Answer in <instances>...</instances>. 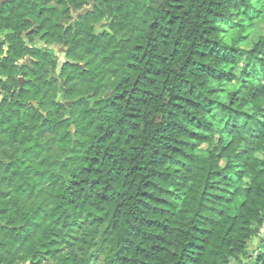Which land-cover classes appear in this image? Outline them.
Here are the masks:
<instances>
[{"label":"trees","instance_id":"16d2710c","mask_svg":"<svg viewBox=\"0 0 264 264\" xmlns=\"http://www.w3.org/2000/svg\"><path fill=\"white\" fill-rule=\"evenodd\" d=\"M1 1L0 264H264V0Z\"/></svg>","mask_w":264,"mask_h":264},{"label":"rangeland","instance_id":"374dc122","mask_svg":"<svg viewBox=\"0 0 264 264\" xmlns=\"http://www.w3.org/2000/svg\"><path fill=\"white\" fill-rule=\"evenodd\" d=\"M93 8V2H91V4L85 8H83L82 10H80L79 12L77 13H74L72 15V18L70 19V21L67 22V26L68 25H72V24H75L76 20L82 16V15H86L87 13H89ZM259 32H261L262 34H264V23H260L259 24ZM37 40V45L42 48L44 47V44L42 42H40V39H36ZM29 44V43H28ZM55 50V53H56V57H57V73L59 74L62 66H63V63L65 62H68L70 61L68 59V54H67V49L63 48V47H51ZM227 90H230V87H228ZM259 251H264V244L262 245L261 242L259 241L256 245L253 244V242L251 243V246H250V249L249 251L251 253H254V251H257L256 252V255L258 254V250ZM254 263V259L251 260L250 264H253Z\"/></svg>","mask_w":264,"mask_h":264},{"label":"flooded vegetation","instance_id":"af4514ba","mask_svg":"<svg viewBox=\"0 0 264 264\" xmlns=\"http://www.w3.org/2000/svg\"><path fill=\"white\" fill-rule=\"evenodd\" d=\"M0 3H2V1L0 0ZM3 36H0V64L4 61V59L7 57V53H8V48L6 45H3L2 40H3ZM38 39V38H37ZM31 61V58H26V60L24 61H20L19 63H17V65L19 66H23L25 64H28ZM1 79V76H0ZM19 80V84L22 83L23 79L22 77H18ZM5 99V96L3 94H0V105L2 104L3 100Z\"/></svg>","mask_w":264,"mask_h":264},{"label":"water","instance_id":"95a60500","mask_svg":"<svg viewBox=\"0 0 264 264\" xmlns=\"http://www.w3.org/2000/svg\"><path fill=\"white\" fill-rule=\"evenodd\" d=\"M36 105H37V103H35V106ZM43 115L46 116V113H43ZM261 236H264V229L261 232ZM258 242H259V238L258 237L254 238L253 244L256 245ZM242 259H243V257H242ZM243 264H249V260H243Z\"/></svg>","mask_w":264,"mask_h":264}]
</instances>
